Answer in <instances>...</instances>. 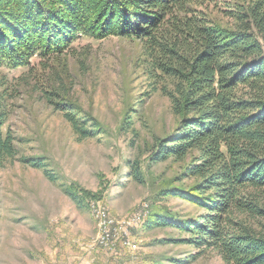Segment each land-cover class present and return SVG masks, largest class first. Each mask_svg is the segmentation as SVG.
I'll return each mask as SVG.
<instances>
[{"label":"trees","instance_id":"obj_1","mask_svg":"<svg viewBox=\"0 0 264 264\" xmlns=\"http://www.w3.org/2000/svg\"><path fill=\"white\" fill-rule=\"evenodd\" d=\"M230 1L234 7L221 11L233 28L210 18L208 0H0V69L58 59L85 38H128L142 46L146 94L167 98L177 121L174 132L153 139L150 162L189 161L173 180L165 172L155 176L143 229H171L185 238L159 244L198 251L149 264H190L206 251L224 264H264V0ZM62 100L51 104L80 139L100 135L92 116ZM7 114L0 100V166L18 156L17 140L5 128ZM132 119L124 120L125 131ZM42 160L19 161L55 181ZM130 169L134 182L147 183L139 161ZM63 188L77 208L96 197L74 185ZM174 200L190 210L163 205Z\"/></svg>","mask_w":264,"mask_h":264},{"label":"rangeland","instance_id":"obj_2","mask_svg":"<svg viewBox=\"0 0 264 264\" xmlns=\"http://www.w3.org/2000/svg\"><path fill=\"white\" fill-rule=\"evenodd\" d=\"M208 3L205 12L210 18L233 28L221 9L236 2ZM71 48L58 59L35 58L29 68L0 69V100L8 108L5 128L18 148L17 159L0 166V264H149L152 259L181 260L197 254L188 245L159 244L185 238L171 229H143L152 210L155 176L165 172L173 180L189 161L150 162L153 139L174 132L177 121L167 98L146 94L142 46L133 39L110 37L81 39ZM62 98L92 116L100 135L80 139L64 113L51 104ZM128 115L133 125L125 131ZM23 157L43 158L46 170L57 179L49 181L44 169L24 166L19 161ZM135 161L145 173V185L130 177ZM71 185L96 197L77 208L64 193L63 187ZM163 205L190 210L177 200ZM99 208L113 224L129 228L127 235L117 228L118 238L101 245ZM109 232L116 235V227ZM190 264L224 262L216 252L206 251Z\"/></svg>","mask_w":264,"mask_h":264},{"label":"built area","instance_id":"obj_3","mask_svg":"<svg viewBox=\"0 0 264 264\" xmlns=\"http://www.w3.org/2000/svg\"><path fill=\"white\" fill-rule=\"evenodd\" d=\"M99 210H101V216L103 217V239L100 241L101 245L106 246L109 242L114 241L116 240V238H118L119 232L117 228H120L121 231L123 230L124 231L123 234L127 235V231L129 228L126 229L125 226H123V224H111L109 222V219H107L103 214V210L100 208ZM109 227H116V235H109Z\"/></svg>","mask_w":264,"mask_h":264},{"label":"bare ground","instance_id":"obj_4","mask_svg":"<svg viewBox=\"0 0 264 264\" xmlns=\"http://www.w3.org/2000/svg\"><path fill=\"white\" fill-rule=\"evenodd\" d=\"M109 222H110L111 224H113V222H112L111 220H109ZM109 231H112V227H109ZM100 232L103 233V217H102L101 220H100ZM109 235H110V232H109Z\"/></svg>","mask_w":264,"mask_h":264}]
</instances>
